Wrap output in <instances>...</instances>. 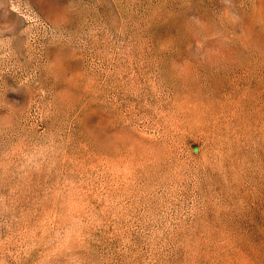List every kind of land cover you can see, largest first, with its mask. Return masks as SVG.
<instances>
[{
	"label": "rangeland",
	"instance_id": "obj_1",
	"mask_svg": "<svg viewBox=\"0 0 264 264\" xmlns=\"http://www.w3.org/2000/svg\"><path fill=\"white\" fill-rule=\"evenodd\" d=\"M0 264H264V0H0Z\"/></svg>",
	"mask_w": 264,
	"mask_h": 264
}]
</instances>
